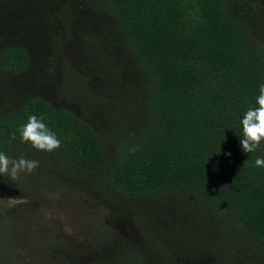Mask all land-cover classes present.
Returning a JSON list of instances; mask_svg holds the SVG:
<instances>
[{"label":"trees","instance_id":"16d2710c","mask_svg":"<svg viewBox=\"0 0 264 264\" xmlns=\"http://www.w3.org/2000/svg\"><path fill=\"white\" fill-rule=\"evenodd\" d=\"M261 83L264 0H0V152L38 161L0 200L90 223L77 245L58 228L50 264H264V140L239 143ZM31 115L60 147L21 140ZM149 207L183 240L143 260L117 240L154 237Z\"/></svg>","mask_w":264,"mask_h":264},{"label":"rangeland","instance_id":"374dc122","mask_svg":"<svg viewBox=\"0 0 264 264\" xmlns=\"http://www.w3.org/2000/svg\"><path fill=\"white\" fill-rule=\"evenodd\" d=\"M9 185L4 187V190L14 189V187L8 188ZM1 202V200H0ZM19 201L13 199V195L5 196L0 203L3 217L0 219V233L7 232L9 237L6 236L5 241L0 243V264H50L53 259L52 245L58 239V228L62 233H65L68 238L71 237V241H75L76 245L81 242H85L83 238L90 223L83 221L79 216L73 217L72 210H59L51 207H44L38 205L35 210L24 209L20 211V206L11 207L13 204ZM22 202V201H20ZM173 216L162 213V217L159 219L156 217L158 210L154 207H149V210L142 212V215L147 218L146 231L151 232L152 239L138 240V232H142L140 225L137 232H135V225L130 226L131 220L128 221L130 226L127 231L125 226L120 224L119 231L120 236L117 240L118 246L127 245L130 241L133 248L139 253H145L143 260H148V255L144 248V243L151 245L155 244V247L162 249L168 254V251L173 254V244L177 245L183 239L181 238V231L176 218L178 216V209ZM100 215L107 218V214L100 211ZM62 219L60 225H58L55 219ZM96 218V217H95ZM97 218H99L97 216ZM100 219V218H99ZM92 218L88 222H91ZM93 222V221H92ZM77 223V224H76ZM132 223H134L132 221ZM78 228V229H77ZM142 229H145V225H142ZM100 232L108 234L109 230L106 226L99 227ZM104 235V237H106ZM158 235V236H157ZM160 237V238H159ZM137 241L142 242L137 246ZM7 242V243H6ZM144 242V243H143ZM150 258L159 255L153 249H150ZM49 254V256H48ZM259 264L261 263L258 261Z\"/></svg>","mask_w":264,"mask_h":264},{"label":"clouds","instance_id":"9594fccd","mask_svg":"<svg viewBox=\"0 0 264 264\" xmlns=\"http://www.w3.org/2000/svg\"><path fill=\"white\" fill-rule=\"evenodd\" d=\"M257 107H250L240 120L243 138L239 143L245 153L255 152L264 140V83L259 85V95L255 100ZM17 132L22 141L30 142L37 150L54 151L60 147L61 140L51 131L42 118L35 115L28 117L27 122L18 127ZM15 139V134H13ZM230 155V153H225ZM256 167H264V157L255 159ZM38 167V161L32 159L9 158L0 152V175L15 180L21 172L30 174Z\"/></svg>","mask_w":264,"mask_h":264}]
</instances>
